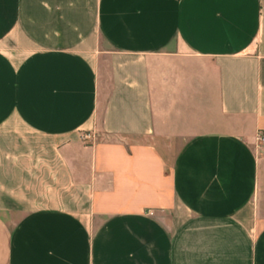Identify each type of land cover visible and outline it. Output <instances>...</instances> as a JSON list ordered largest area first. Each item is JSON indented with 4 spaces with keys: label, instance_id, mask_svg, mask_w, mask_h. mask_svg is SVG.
Masks as SVG:
<instances>
[{
    "label": "crops",
    "instance_id": "crops-1",
    "mask_svg": "<svg viewBox=\"0 0 264 264\" xmlns=\"http://www.w3.org/2000/svg\"><path fill=\"white\" fill-rule=\"evenodd\" d=\"M258 135L264 0H0V264H264Z\"/></svg>",
    "mask_w": 264,
    "mask_h": 264
},
{
    "label": "rangeland",
    "instance_id": "rangeland-1",
    "mask_svg": "<svg viewBox=\"0 0 264 264\" xmlns=\"http://www.w3.org/2000/svg\"><path fill=\"white\" fill-rule=\"evenodd\" d=\"M93 133H94V131L91 130V129H82V130H79L78 138L83 143H87V142L92 141V139H93ZM22 147L25 148L26 145L23 143ZM159 217H161L163 219H166L167 218V214L161 213V214H159Z\"/></svg>",
    "mask_w": 264,
    "mask_h": 264
},
{
    "label": "built area",
    "instance_id": "built-area-1",
    "mask_svg": "<svg viewBox=\"0 0 264 264\" xmlns=\"http://www.w3.org/2000/svg\"><path fill=\"white\" fill-rule=\"evenodd\" d=\"M257 139H258V140H261V141H264V136H262V135H258V136H257Z\"/></svg>",
    "mask_w": 264,
    "mask_h": 264
}]
</instances>
